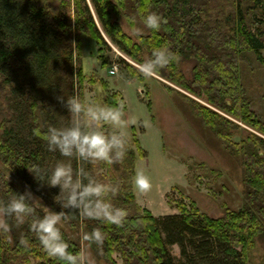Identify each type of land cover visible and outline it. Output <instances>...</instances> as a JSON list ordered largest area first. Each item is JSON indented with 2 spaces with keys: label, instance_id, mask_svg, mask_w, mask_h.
Returning <instances> with one entry per match:
<instances>
[{
  "label": "trees",
  "instance_id": "1",
  "mask_svg": "<svg viewBox=\"0 0 264 264\" xmlns=\"http://www.w3.org/2000/svg\"><path fill=\"white\" fill-rule=\"evenodd\" d=\"M150 12L167 21L159 31L145 27V32L133 36L124 29L122 19L135 29ZM84 36L100 46H109L107 37L136 63L165 45L177 55L159 76L206 102L180 92L203 126L240 161L242 207L226 208L219 217L183 201L174 204L178 213L155 215L142 207L134 177L138 155L147 153L135 134L127 136L124 160L111 165L68 161L59 152L48 151L47 128L70 123L56 97L76 94L85 101L86 81L108 87L86 68ZM184 61L192 63L190 76L181 66ZM121 62L131 75L143 78L132 63L123 57ZM243 62L251 70L264 66V0H0V200L7 201L12 192L22 194L25 185L41 200L34 204L37 215L48 209L60 211L54 200L59 188L41 187L29 171L33 165L51 169L64 160L74 169L83 166L101 182L118 184L120 192L111 202L129 213L122 228L72 214L59 225L69 252L81 250L84 232L101 228L106 235L103 248L93 246L90 251L110 264H120L114 254L121 264H249L258 240L264 239V119L252 108ZM109 64L104 60L102 66ZM163 85L170 93L176 90ZM103 100L119 105V93H107ZM242 124L256 132L248 131L237 141L234 137ZM110 131L109 126L106 133ZM197 165L198 181L216 196L211 183L222 178V171L204 162ZM10 223V238L0 234V264H64L43 251L27 223L20 227ZM21 236L27 246L19 244ZM175 245L179 254L173 252Z\"/></svg>",
  "mask_w": 264,
  "mask_h": 264
},
{
  "label": "rangeland",
  "instance_id": "2",
  "mask_svg": "<svg viewBox=\"0 0 264 264\" xmlns=\"http://www.w3.org/2000/svg\"><path fill=\"white\" fill-rule=\"evenodd\" d=\"M122 23L124 29L133 36L145 32V27L140 22H137L135 29L125 19H122ZM106 39L109 46H100L94 40L83 37L86 68L108 83L107 89H104L97 82L86 81L85 102L107 105L103 100L104 95L119 93V104L124 105V119L129 121L125 129L127 136L137 135L147 153L145 157L138 155L136 171L142 169L149 177L152 187L146 193L135 189L138 203L155 215L178 213L174 204L180 201L189 207L195 205L213 217L223 216L226 208L242 207L245 200L240 161L225 151L213 132L203 126L190 111L180 92L206 103L204 99L159 75L142 79L131 75L121 58L134 66L138 63L132 61L107 37ZM104 60H109L110 64L102 66ZM114 64L119 65L120 77L112 75ZM181 66L186 75L190 76L192 63L184 61ZM250 68L249 63L244 65L243 80L253 100L252 108L264 119V66L254 67L253 70ZM163 83L176 90L168 92ZM242 126L234 137L237 141L247 135L248 131L256 132L245 124ZM108 127L102 126L103 131L106 132ZM200 162L222 171V178L215 184L211 183L216 189V196L205 183L198 181L197 163ZM9 177L18 181L12 173ZM203 180L207 181L206 178ZM37 203L41 204V200ZM173 252L179 254V247L173 246ZM90 253L95 264H110L105 260H97L91 251ZM114 255L121 264L119 255ZM249 264H264V239L258 240L257 247L251 252Z\"/></svg>",
  "mask_w": 264,
  "mask_h": 264
},
{
  "label": "clouds",
  "instance_id": "3",
  "mask_svg": "<svg viewBox=\"0 0 264 264\" xmlns=\"http://www.w3.org/2000/svg\"><path fill=\"white\" fill-rule=\"evenodd\" d=\"M167 21L156 12H150L143 17L144 27L159 31L162 23ZM177 55L165 45L155 48L151 56L136 65L137 70L145 78H154L160 70L169 67ZM112 75L120 77L119 65L112 66ZM66 108L70 123L66 127L49 126L44 139L50 152H59L68 161L75 158L79 161L106 164L120 163L128 151V137L125 129L129 121L124 119V105H103L86 103L78 95L73 94L67 99L56 97ZM136 123V121H131ZM110 126L106 133L102 126ZM30 174L40 183L41 187L59 188V194L54 198L60 206V211L48 209L43 216L36 214L34 204L39 202L30 188L25 186L22 194L13 193L7 200H0V234L10 238L14 221L16 227L28 224L29 230L35 233L43 251L51 258L63 261L64 264H95L90 250L103 248L106 235L101 228H93L81 236L84 246L75 254L69 252V244L64 240L59 225L68 221L72 214L80 218L102 221L118 228L125 226L128 211L116 207L111 202L120 192L118 184L104 183L94 178L83 166L73 168L70 162L58 161L51 169H43L33 165ZM134 187L140 193L150 191L152 185L144 171L137 170L134 177ZM21 246H27L28 241L21 236Z\"/></svg>",
  "mask_w": 264,
  "mask_h": 264
}]
</instances>
